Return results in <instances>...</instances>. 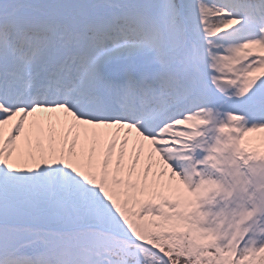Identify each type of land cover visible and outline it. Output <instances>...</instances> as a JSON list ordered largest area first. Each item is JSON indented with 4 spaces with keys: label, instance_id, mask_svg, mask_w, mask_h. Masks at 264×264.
Listing matches in <instances>:
<instances>
[{
    "label": "snow or ice",
    "instance_id": "snow-or-ice-1",
    "mask_svg": "<svg viewBox=\"0 0 264 264\" xmlns=\"http://www.w3.org/2000/svg\"><path fill=\"white\" fill-rule=\"evenodd\" d=\"M0 264H264V0H0Z\"/></svg>",
    "mask_w": 264,
    "mask_h": 264
},
{
    "label": "rangeland",
    "instance_id": "rangeland-1",
    "mask_svg": "<svg viewBox=\"0 0 264 264\" xmlns=\"http://www.w3.org/2000/svg\"><path fill=\"white\" fill-rule=\"evenodd\" d=\"M253 135H256V134H253Z\"/></svg>",
    "mask_w": 264,
    "mask_h": 264
}]
</instances>
